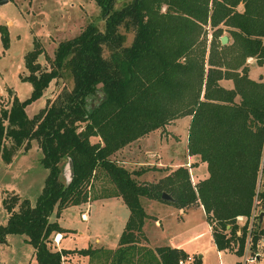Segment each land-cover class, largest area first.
Here are the masks:
<instances>
[{"label": "trees", "instance_id": "16d2710c", "mask_svg": "<svg viewBox=\"0 0 264 264\" xmlns=\"http://www.w3.org/2000/svg\"><path fill=\"white\" fill-rule=\"evenodd\" d=\"M95 2L104 31L92 24L60 42L48 59L49 69L38 64L43 51L35 43L24 61L29 74L21 77L31 84L30 96L14 97L9 108L0 105L2 159L11 162L35 141L48 170L35 206L17 194L4 201L9 217L0 226V243L9 234H26L36 264H62L65 254L88 257V264H178L187 259L181 249L142 244L149 217L141 201L147 198L178 209L200 205L218 251L237 244L235 253L242 257L248 227L240 228L236 219L251 215L255 197L264 210V82L249 78L247 64L252 58L264 66V0H130L120 9L114 7L116 0ZM239 4L243 12L236 9ZM122 26L135 32L125 47ZM225 32L228 42L222 45ZM0 35L8 49L6 26ZM64 70L70 71L73 88L49 98L29 119L27 105ZM222 79L233 82V88L222 86ZM99 90L102 98L93 104ZM185 116L191 120L187 151L207 164L205 180L192 186L187 168L178 167L156 183L142 184L137 177L144 171L130 172L112 160L132 142ZM63 160L71 166L67 183L61 179ZM163 194L172 200H163ZM115 197L130 212L116 251L49 248L51 235L66 232L50 220L53 212L59 217L68 207ZM263 234L264 226L257 224L254 249ZM190 264H201V259Z\"/></svg>", "mask_w": 264, "mask_h": 264}, {"label": "rangeland", "instance_id": "374dc122", "mask_svg": "<svg viewBox=\"0 0 264 264\" xmlns=\"http://www.w3.org/2000/svg\"><path fill=\"white\" fill-rule=\"evenodd\" d=\"M128 2L130 0H116L114 7L120 9ZM92 24L99 31H104V18L100 14V8L95 0H8L2 3L0 5V27H7L10 41L8 49H4L0 35L1 107L9 108L14 97L22 101L30 96L31 84L23 81L21 77L29 74L28 70L25 69L24 61L26 54L34 49L35 43H39L43 51L39 56L38 64L43 69H49L48 59L54 57L57 45L62 41L73 39L88 25ZM119 31L125 36L124 47L129 46L133 41L135 32L125 29L124 26L120 27ZM224 35H228V33ZM110 55V51L106 50L105 56L109 57ZM252 69L251 76L254 80L260 77L264 80V66H256ZM223 85L229 88L232 83L224 81ZM72 88V75L69 70H64L57 80L50 83L38 100L27 105L26 114L28 118L32 119L39 114L49 98H55L58 94L70 91ZM101 98L102 92L99 90L93 99V104ZM190 122L189 116H185L178 119L174 124H171L172 122L167 124L166 129L157 130L160 132L165 130L164 134L161 133L163 138L169 136L170 146L162 154L157 151L155 144H150V149L148 148L150 152H146L145 149L142 150V144H137L148 134L134 141L136 143L133 150L137 156L130 159V161L133 159L130 164L123 163V160H129L130 157L121 154L116 155L117 152L111 158L130 172L144 171L141 177L144 180L137 177L139 183L147 185L156 183L178 168L174 163L168 161L169 158L182 159L184 163L186 162L187 151L185 150L188 145L187 137ZM167 129L169 132L166 131ZM97 139L91 141L95 142ZM132 143L128 146L131 147ZM41 158L42 151L35 141L31 142L30 149L23 148L15 153L11 162L4 161L0 154V226L7 225L9 215L4 207V201L11 195L17 194L21 200L27 199L30 205H36L48 174ZM164 160L166 163H162ZM187 164H190V167H186ZM61 165V179L67 183L70 179L68 160H63ZM183 168L189 169L188 174H190L192 186L197 184V178L203 179L208 173L206 164L198 165L187 162ZM98 177V180L103 181V178ZM106 185L110 187L108 182ZM263 186L264 175L261 188ZM122 204L117 203L116 199L111 200L105 204L103 213L100 209L102 204H94L87 221L81 218V209L75 207L63 209L59 217L53 212L50 220L72 232L62 241L61 247L80 249L91 245L116 250L123 232L124 219L129 214L125 205ZM142 206L146 214L155 215L160 222V224H155L151 221L144 228L146 241H142V244H146L148 248L155 249L156 247L188 242L186 249L198 258L200 257L201 264H236L238 261L237 255L231 252L221 253L219 258L217 249L212 244L211 234L202 210L191 208L182 218L179 215V210L172 204L162 207L155 203L148 204L147 198H142ZM191 207H195V204ZM261 226H264V222ZM79 232L82 233L79 234ZM55 236V234L51 235L48 243L49 248L53 251H57V247L53 248ZM96 239H99L98 243H96ZM237 248L238 245L233 244L230 250L236 251ZM33 253V247L28 242L26 234H9L6 241L0 243V264H33ZM62 259L64 258L62 257ZM65 261L63 264L71 262V260ZM260 262H264V260L261 259Z\"/></svg>", "mask_w": 264, "mask_h": 264}, {"label": "crops", "instance_id": "0c3cea01", "mask_svg": "<svg viewBox=\"0 0 264 264\" xmlns=\"http://www.w3.org/2000/svg\"><path fill=\"white\" fill-rule=\"evenodd\" d=\"M237 10H239L240 12H243L244 10H243V5L242 4H239L238 6H237V8H236ZM220 26H223L222 24L220 25ZM225 28V27H224ZM225 30H226V28H225ZM225 33H227V32H225ZM224 36H227V35H224ZM228 42V41H227ZM247 64H248V66H249V73H248V76H249V78L251 79V80H253V81H262V82H264V80L262 79V77H260L259 79H256V80H254L253 78H252V76H251V72H252V68H254V67H256V66H258V67H261V66H259L258 64H256L255 63V60L254 59H252V58H249L248 60H247ZM224 81H227V82H231L230 80H225V79H222V80H220V82L219 83H221V85L222 86H224L223 85V82ZM232 83V86L231 87H229L228 89H232L233 88V82H231ZM225 87V86H224ZM225 88H227V87H225ZM190 118V117H189ZM177 121V120H176ZM176 121H174V122H172L171 124H174ZM168 126V125H167ZM166 129V128H165ZM167 132H169V130L167 129L166 130ZM164 132H165V130H164ZM164 132H160V131H152V132H150L149 133V135L147 136V137H145V138H143V139H141L140 140V143H137L138 145L139 144H142V150L143 149H145L146 150V152H150V151H148L150 148H149V146H150V144H155L156 145V149H157V151L159 152V153H164L166 150H168V146H170L169 145V136L167 137V138H163V134H164ZM161 133H163V134H161ZM158 134V135H157ZM157 135V136H156ZM135 143L136 142H134V143H132V146L130 147V146H127V147H125L124 149H122V150H120V151H118L117 153H116V155L117 154H121V155H126L128 158H129V160L128 159H125V160H123V163L125 164H130V162L133 160H131L130 161V159L131 158H133L134 156H137V153H135V151L133 150V147L135 146ZM136 144V145H137ZM149 148V149H148ZM185 151H187V146H186V150ZM123 153V154H122ZM180 156V155H179ZM194 159V160H193ZM168 161H170V162H172V163H174L176 166H185L186 165V163L187 162H190V163H197L198 165L199 164H206L205 162L203 163V162H201V160H200V157L199 156H197V155H189L188 154V151H187V156H186V162L184 163L183 161H182V159H180V160H177V159H171V158H169V160ZM167 161V162H168ZM162 162V161H161ZM162 163H166V161L164 160V162H162ZM138 164H142V163H138ZM206 166H207V164H206ZM186 167H188V166H186ZM158 169H160V168H158ZM187 170H189V169H187ZM190 173V172H189ZM209 176V173H206V176H205V178H207ZM142 177V174H141V176L139 177V179L141 180V179H143V178H141ZM205 178H203V179H198L197 178V183L199 182V181H202V180H205ZM144 180V179H143ZM142 180V181H143ZM116 199V201H117V203H123L124 205H125V203H124V201L122 200V198L121 197H115V198H102V199H97V201H91V202H88V203H85V204H82V205H79V206H72V207H75V208H77V209H81V215H83V214H85L86 215V218L85 219H83V220H85V221H87L88 219H89V214H91V213H89L90 212V210L92 209V207H93V205L95 204H97V203H100V204H102L101 206V213H103L104 211V209H105V204L107 203V202H109V201H111V200H115ZM118 201H120V202H118ZM142 202V201H141ZM147 202H148V204H151V203H155V204H157V205H160V206H166V205H169V204H167V203H162V202H160V201H157V200H153V199H151V200H149V199H147ZM122 204V205H123ZM119 205V204H118ZM125 207H126V205H125ZM69 208V207H68ZM127 208V207H126ZM191 208H197V209H200V210H202V212H203V214H204V219H205V212H204V210L202 209V207L200 206V205H195V207H187V208H184V209H178L177 208V210H179V215H180V217H182V218H184L185 217V215L187 214V211L189 210V209H191ZM83 209H85L84 211H82ZM96 209V208H95ZM127 211H128V209H127ZM129 212V211H128ZM129 215H130V212H129V214H128V217H125V219H124V223H123V227L122 228H124V226H125V224H126V222H127V220H128V218H129ZM147 215H148V219L145 221V224H144V227H143V230H144V228H145V226L146 225H148L149 223H151V221H153V222H155V224H160V222L158 221V219H157V217H155V215H152V214H148L147 213ZM82 218V217H81ZM206 221V220H205ZM55 222V221H54ZM263 222H264V219H263V221H262V224H263ZM206 223H207V221H206ZM207 226H208V230H209V232H210V234H211V241H212V244H213V246H215V244H214V242H213V237H212V228L210 227V225L207 223ZM241 226V225H240ZM60 228H63L64 230H66V231H68V232H61V234H59V236L60 237H62L61 238V241H60V243L56 246V245H54L53 246V248H56V250L57 251H60V252H62V250H71V251H73V250H80V249H84V248H80V249H65V248H63V247H61V243H62V241L65 239V237H67L69 234H71L72 232L69 230V229H66V228H64V227H60ZM240 228H242V227H240ZM123 230V229H122ZM145 231V230H144ZM240 231V230H239ZM238 231V232H239ZM146 232V231H145ZM237 232V233H238ZM241 232V231H240ZM82 232H79V234H81ZM238 235V234H237ZM98 240L99 239H96V243H98ZM245 242H246V240H245ZM187 244H188V242H180V243H176V244H174V245H171V246H167V247H173V248H178V249H181V250H183L188 256H190L191 258H195V257H197V256H195V255H193L191 252H189L187 249H186V247H187ZM91 245H89V247H90ZM119 246V245H118ZM246 246V245H245ZM216 247V249H217V246H215ZM247 247V246H246ZM91 248H93V249H98V248H100L99 246L98 247H93V246H91ZM102 248H104V249H108V248H105V247H102ZM118 248V247H117ZM116 248V249H117ZM157 248V247H156ZM108 250H112V251H116V250H114V249H108ZM236 251H237V249H235ZM236 251H231V250H229V249H227V250H225V251H218V249H217V252H218V255H219V258H220V254L221 253H225V252H231V253H234V254H236L235 252ZM244 251H245V249H244ZM33 255H34V253H33ZM244 255L245 254H243V256L242 257H238V261L236 262V263H241V264H243L242 262H243V257H244ZM62 257L64 258V261L65 260H71V262H69V264H80V263H84V264H88V262H89V260H88V257H84V256H79V255H77V254H65V255H62ZM33 258H34V256H33ZM200 258V257H199ZM81 260H83L82 262H81ZM65 263H66V261H65ZM261 264H264V262H260ZM33 264H36V261L34 260V263Z\"/></svg>", "mask_w": 264, "mask_h": 264}, {"label": "built area", "instance_id": "2783aa9c", "mask_svg": "<svg viewBox=\"0 0 264 264\" xmlns=\"http://www.w3.org/2000/svg\"><path fill=\"white\" fill-rule=\"evenodd\" d=\"M188 167H190V164H187ZM264 212L262 208L258 207V199L255 197L254 200V206L253 210L251 212V215L249 217H238L236 220L237 225L239 227H242L243 225H247V237H246V242H245V255L243 257V264H261L260 261L261 259L264 260V235L260 237V239L256 243L255 249L253 248V234L256 230V225L262 224V221L264 219V215L261 217V214ZM82 219L86 218V215L83 214L81 215ZM241 225V226H240ZM238 235L241 234L239 231L237 233ZM61 238L59 235H56L54 238V244L58 245L61 241ZM194 259L188 256L187 259L185 260H179L178 264H190ZM64 263V259H62V264Z\"/></svg>", "mask_w": 264, "mask_h": 264}, {"label": "water", "instance_id": "95a60500", "mask_svg": "<svg viewBox=\"0 0 264 264\" xmlns=\"http://www.w3.org/2000/svg\"><path fill=\"white\" fill-rule=\"evenodd\" d=\"M7 1H8V0H0V5H1L2 3L7 2ZM220 41H221V44L224 45V44L227 43V41H228V37H227V36H222V37L220 38ZM69 165H70V164H69ZM70 174H71V166H70ZM69 177H70V176H69ZM162 198H163V200H165V201L172 200V197H171L170 195H167V194H163ZM263 215H264V212L261 214V217H262Z\"/></svg>", "mask_w": 264, "mask_h": 264}]
</instances>
